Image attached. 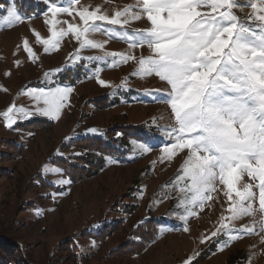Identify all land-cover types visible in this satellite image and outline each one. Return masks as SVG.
Listing matches in <instances>:
<instances>
[{
	"label": "rangeland",
	"instance_id": "374dc122",
	"mask_svg": "<svg viewBox=\"0 0 264 264\" xmlns=\"http://www.w3.org/2000/svg\"><path fill=\"white\" fill-rule=\"evenodd\" d=\"M54 2L62 7L69 4V0ZM136 2L74 0L71 15L57 14L59 23L55 28L67 31L69 24L82 26L77 14L81 8L94 11L99 7L101 13L111 16ZM35 3L31 6L30 1L16 0V7L28 10L29 15L19 11L25 17L20 23L0 25V237L17 242L33 264H47L53 253L64 259L71 244L77 245L79 252L90 259L88 264H95L113 248L131 242L134 239L131 232L139 221L159 215L165 223L157 228L156 241L138 255H117L108 263L183 264L193 253H198L193 264H264V232L259 228L262 217L258 211L231 222L236 228L251 227L252 233L239 235L228 243L224 235L205 239L220 226L222 217L224 223H230L223 186L218 184V192L211 193L213 198L203 208H196L186 222L181 221L184 206L180 203L179 189L183 185L176 183V177L182 174L186 150L178 151L170 160L161 158L163 143L150 145L148 152L141 150L146 135L160 139L169 123L166 105L154 102L144 94L145 90L162 91L168 86L155 76L132 75L136 68L134 60L114 67L108 66L110 59L108 62L81 59L73 63L77 50L84 58L100 56L105 51L129 50L127 42L111 38L103 30L87 34L88 39L103 43V49H81L80 41L69 32L60 39L58 48L45 52V45L38 42L36 33L42 39L51 36V25L46 20L50 21L52 14L45 16L49 0H35ZM41 4L45 5L43 12H40ZM233 11L245 21L251 13L249 7ZM145 20L130 21L127 27L146 28L149 25ZM25 39L34 58L24 50ZM131 54L139 57L150 53L144 46L131 50ZM97 75L107 84L100 85ZM56 86L72 88L58 119L34 115L18 121L11 129L6 126L2 113L9 107L15 105L35 112L37 107L44 106L42 99L38 102L29 95L30 89L48 90ZM42 121L49 122L50 127L40 129ZM121 125L133 127V137L125 138V144H120L119 159L110 156L99 159L81 148L82 138L100 136L102 130ZM92 127L99 130L98 134L85 135ZM77 153L80 155H74ZM79 156L101 164L93 168V164L81 161ZM63 162L89 165L93 171L89 176L73 180L65 173V168L68 171L70 167H63ZM45 163L49 169L62 171H44ZM68 180L70 184L58 183ZM256 182L245 174L239 183ZM256 191L253 207L258 209ZM61 192L63 195L53 198V193ZM126 204L133 210L127 213ZM37 209L42 210L40 215L36 214ZM102 237L105 238L101 240Z\"/></svg>",
	"mask_w": 264,
	"mask_h": 264
},
{
	"label": "snow or ice",
	"instance_id": "6c2138e0",
	"mask_svg": "<svg viewBox=\"0 0 264 264\" xmlns=\"http://www.w3.org/2000/svg\"><path fill=\"white\" fill-rule=\"evenodd\" d=\"M73 3L74 0H69L68 6L62 7L49 0L45 16L52 14V19L46 20L51 25V36L42 39L36 33L38 42L43 43L44 51L48 52L58 48L60 39L71 32L80 41L81 49H103V43L87 37L90 32L103 30L111 38L127 42L129 50L105 51L100 56L87 58L81 57L77 50L73 63L81 59L105 62L110 59L108 66L114 67L134 60L136 68L132 75L155 76L168 86L162 91L145 90L144 94L154 102L166 105L169 123L160 139L146 135L140 148L148 152L150 145L163 143L161 158L167 160L178 151L186 150L182 174L176 177V183L183 185L179 189L180 203L184 206L180 220L186 222L196 208H203L205 202L213 198L211 193L218 192L219 184L228 201L230 223H224L222 217L220 226L205 239L224 235L228 243L239 235L252 233L251 227L236 228L231 222L257 211L262 217L259 228L264 232V0H137L111 16L101 13L99 7L94 11L81 8L77 14L82 26L69 24L67 31L57 30V14L71 15ZM244 7L251 9L246 21L233 11ZM0 12L4 13L0 15V25L11 26L25 19L16 7V0H8L6 7L0 5ZM141 20L149 26L132 30L127 27L130 21ZM23 46L29 57L34 58L27 39ZM144 46L149 55L131 54V50ZM97 82L107 84L98 75ZM71 91L69 86L30 89L29 95L38 102L42 99L44 106L37 107L35 112L15 105L9 107L2 113L6 126L11 129L18 121L34 115L58 119ZM98 132L92 127L84 134ZM43 170L62 171L49 169L48 163L43 165ZM245 174L258 182L241 185L239 182ZM58 183L70 184L71 181ZM256 190L258 209L253 207ZM56 195L63 192L53 193V198ZM41 212L36 210L37 215ZM187 230L185 226L184 231ZM197 255L193 253L183 264H193Z\"/></svg>",
	"mask_w": 264,
	"mask_h": 264
},
{
	"label": "trees",
	"instance_id": "16d2710c",
	"mask_svg": "<svg viewBox=\"0 0 264 264\" xmlns=\"http://www.w3.org/2000/svg\"><path fill=\"white\" fill-rule=\"evenodd\" d=\"M23 1H30L31 6H34V4H36L35 0ZM7 4L8 0H0V5L6 7ZM39 7L40 12H43L45 5L41 4V6ZM17 8L19 11L24 12L26 15H29L28 10L24 11L20 6H17ZM1 14L4 13L0 12V15ZM98 101H103V99ZM40 123V129L50 127V123L47 121H42ZM131 128L133 127H123L122 125L111 126L109 128H106L105 130H102V134L100 136H86L79 142L83 143V146H81V148L88 150L90 154L99 157V159H104L105 157L109 156L113 159H116L120 157L117 153L119 147L122 146L120 144H125V138L127 139V137H133L131 134L133 130H131ZM117 133H120V135L117 136ZM123 149L128 150L127 148ZM79 158L81 159V161H87L89 164H93V168L95 165L101 164L95 163V160L92 159L90 160L88 158H83L80 156ZM64 163L65 162L62 163L63 167H70L68 171L65 168V173L73 180L85 177V175L89 176V174L93 171V168H91V166L89 165L81 166L78 163ZM126 209L127 213L133 210L129 206V204H126ZM164 223V217L159 215L150 216L139 221L135 226L136 228L131 232L134 236V239L130 240L131 242H126L125 246L123 247L119 245L113 248L111 251L104 254L101 259H99L95 264H109V259L117 255H138L139 253L143 252L148 247V245L152 244L158 239L159 234H157V228L164 225ZM104 238L105 237H102L101 240H103ZM68 250L69 251L67 252V256L64 259L53 253L52 255H50L47 264H88L90 262V259L86 258L84 254L79 252L77 245H69ZM27 257L30 258V256H28L26 252H24V249L20 247L17 242L11 240L10 238L8 239L6 237H0V264H33L32 261L27 259Z\"/></svg>",
	"mask_w": 264,
	"mask_h": 264
}]
</instances>
